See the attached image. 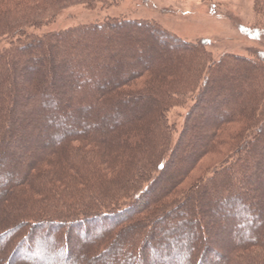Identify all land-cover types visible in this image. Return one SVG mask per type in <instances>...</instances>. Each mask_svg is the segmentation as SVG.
<instances>
[{
    "label": "trees",
    "instance_id": "obj_1",
    "mask_svg": "<svg viewBox=\"0 0 264 264\" xmlns=\"http://www.w3.org/2000/svg\"><path fill=\"white\" fill-rule=\"evenodd\" d=\"M102 1L106 0H0V38H13L16 35L24 37L23 41L18 40L9 48L0 50L1 73H12L21 68L18 74L24 77L30 75L33 84L38 80H43L45 83L44 87L35 90L30 95L31 109L26 112L23 110L24 117L28 118L29 124L41 126L42 123L63 118L64 111L71 110L74 100V104L77 103V105L80 103L87 105L94 101L100 108L99 113H104L106 116L110 115L114 103L117 105L124 101L128 107L123 122L127 123L132 118L136 102L142 100L148 103H144L146 105L144 108H148L153 104V96H156L159 100L154 104L159 105L156 112L160 115L166 111L168 102L164 101L169 96L186 94L191 87L194 88L198 85L197 81L200 80L201 75L207 73L208 76L204 78L201 85L199 84L194 102L185 116V124L170 149L168 140L161 132V129L164 128L163 123H161L162 126H159L160 117L156 124V135H151L152 137H149L148 134L144 137L141 135L140 145L134 140L130 141L133 148L127 149L126 162L123 164H120L119 161L121 158L119 148H116L117 143H121L122 140H110L106 135V130L99 131L87 126L81 129L82 133L72 135L73 131H69L67 134L65 129L58 127L52 131L51 136L47 133L51 140L57 139L58 141L43 155H40L35 162V159H32L33 163L30 161L25 165L26 169L30 166H32V170L35 168L36 173L32 175L24 171L23 175L17 177V179L22 178L20 183L23 184L21 185L24 189L21 191L22 193L26 189L29 191V195H27L31 200V206L36 210L31 214L29 211L27 212L28 216L26 215L29 221L26 223L29 224L28 229L30 228L31 231L28 229L23 231L12 242L10 251L6 252L8 256L3 264H9L20 256H30L34 261L31 264H44L49 258H59L55 255L56 251L59 255L65 256L63 260L66 261L72 251L71 241H68L66 235L68 229L79 223L90 222L98 218L114 220L109 225L106 235L114 231L115 237L110 241L108 248L103 249L99 254L95 253L98 258L110 257L113 259L112 264L118 263L116 261L122 255L124 239L133 233L134 236L139 237V241L137 244L127 246L128 248L124 247L128 251L133 250L134 252L131 258L132 264H216L222 259V256L210 247L212 235L210 238L208 226L205 223L206 218L209 219V216L213 214L221 216L224 220L222 230L233 232L236 236L234 247L229 248L234 252L230 254L224 264H264V255L261 254L263 249L251 248L253 245L261 247L262 244L264 245V241H260L258 236L251 242L237 238L242 233L240 232L242 228L248 229L250 225L253 226L254 220L264 224V214L253 207V198H248V195L255 193L254 188L246 190L244 186L247 174L256 171L264 161V136L261 137L264 133V60L262 59L261 63L259 60L253 61L228 54L217 62L211 61V55L206 51L204 45H191V43L163 30L159 24L147 20L106 19L101 23L81 25L41 36L25 35L23 31L27 27H41L44 22H48L61 10L72 5L82 4L92 7L95 3ZM254 9L257 14L264 15V0H254ZM121 30L124 31L118 34L121 42L125 37H131L129 32L140 37L146 31L151 34L154 40L158 39L164 48L171 46V50L170 52L167 50L165 58L160 51L158 59L149 63L151 67L149 70L142 71L144 67H149L143 65L142 62L136 67L131 64L125 68L123 75L126 77L122 79L121 71L117 66L106 70L101 67L105 60L118 61V58H115L114 49L108 45V41L114 32ZM128 39L132 41L131 38ZM121 42L119 43L120 48L123 46ZM151 48L147 49L151 50ZM129 49L132 50L133 47ZM162 51L165 53L164 50ZM170 53L178 55L179 62H172L168 57ZM165 62L170 65L177 64V67L174 66L176 70L171 73L165 71L167 69L163 65ZM156 68L157 71H155ZM145 72H149L150 75V83L144 86L146 88L129 94L122 92L123 82L132 80L140 73ZM93 77L104 79L109 88L114 89L112 90V92L115 91L114 94L106 96L107 100H98L103 91L94 92L86 88L90 83L92 87L103 88L105 83H101L102 85L94 83L91 81ZM216 77H220V82L216 81ZM211 82L216 84L213 86ZM2 83L0 75V87ZM63 86L69 88L65 98L56 99L55 96L48 95V91L52 93L55 91L61 95L64 91ZM211 86L213 89L223 88L225 97L230 98L231 104L224 106V110L218 116L209 120L210 106L206 105L205 96L209 98L212 95L209 93L208 96ZM81 89L86 91L79 95ZM10 92H13L11 98L0 95V136L2 137L11 136L8 132V125L17 121V112L19 113L15 104L18 100L15 89L11 88ZM109 97L110 100H108ZM7 107H9V112L14 113L12 118L8 117L9 119L4 113ZM43 107L51 109V112H43ZM82 110L83 108L77 107L72 110V113L78 115ZM87 116L90 119L98 118V114L95 112L89 113ZM191 121L194 123L190 124ZM231 124H242L244 127L242 130H237L236 133L229 134L230 140L235 138L239 142L234 148L231 166L216 172L213 178L200 179L194 185L195 187L180 192L179 186L201 158L210 152V149H217L223 144L224 137L228 135L227 127ZM198 126L200 127L198 128ZM257 127L258 129L253 134V129ZM45 132L46 130L39 132L38 137H41ZM201 132H204L205 136L203 145L200 149H195L194 137L200 136ZM252 134L251 140L247 139L241 146L244 138ZM23 135L28 136L30 133L25 131ZM66 135H69L70 138L69 136L64 137ZM74 141L89 142L96 146V152L79 155L80 152L72 147L71 143ZM120 145L124 146L122 143ZM184 145L192 159L188 158L186 161L184 156L180 157L177 161L178 169H175L172 181L168 182L166 187L159 189L164 175L173 166L177 153ZM46 146L51 145L48 143ZM167 148L169 149L168 155L164 156L165 152L162 153V151ZM184 153L187 155L186 152ZM49 160L57 162L53 174L48 172V169H44V166H47L46 163H50ZM116 161L120 163L116 165ZM12 162L17 165L16 167H21V160L13 159ZM58 164L60 165L58 166ZM115 167L118 169L115 170ZM108 170H112L116 176L110 179ZM147 170H150L148 176H146ZM11 173L13 174V172ZM11 173L2 175V179H11L8 187L17 183L16 176L13 177ZM67 173L74 174L78 178L73 177L70 180L71 185L67 186L68 190H65L67 187L60 189L61 186H66L63 185V177ZM149 176L151 179H147ZM217 179L220 181L213 192V194L215 193L212 197L213 202L203 210V203L198 199L197 192L200 190L199 194L205 193L203 192L204 186ZM256 184L260 185L261 182L256 181ZM57 185L60 187L59 190L56 189ZM131 193L133 195L130 204H128L125 195ZM40 198L43 202L47 201V207L45 202L43 206H40L38 200H34ZM56 200L60 202L65 200L66 203L56 202L55 204ZM126 204L129 206L126 207ZM183 210H187L188 214L185 215ZM37 211L42 212L34 213ZM122 215L123 217L120 219H124L122 220L124 225L118 229L117 226L123 223L118 217ZM186 225H194L200 239L197 247L189 251L190 246L188 245L187 253H184V249L178 246L183 244V236L180 232ZM50 226L66 229V232L55 239V243L46 234L36 236L32 231L35 227L43 230ZM256 226L254 225L252 229ZM10 230L11 228H8L2 233L0 232V240L6 237ZM85 233L84 231L83 236L86 237ZM183 235L185 234L183 233ZM101 239H103L101 235L95 236L89 245L97 244ZM29 240H32L31 244ZM176 240L178 241V243L176 242L177 248L171 249L169 245H172ZM248 248L252 249L251 252L248 251ZM2 259L0 257V264H2ZM93 259L86 256L85 264L92 263Z\"/></svg>",
    "mask_w": 264,
    "mask_h": 264
},
{
    "label": "rangeland",
    "instance_id": "obj_2",
    "mask_svg": "<svg viewBox=\"0 0 264 264\" xmlns=\"http://www.w3.org/2000/svg\"><path fill=\"white\" fill-rule=\"evenodd\" d=\"M113 18L147 20L157 23L163 30L174 34L181 40L191 43V45H204L206 51L211 55L210 60L214 62H217L221 57L228 54L244 57L253 61L259 60L261 62L262 59L264 60V15L257 14L255 12L254 0H106L104 2H97L92 5V7H87L82 4H75L61 10L55 17L49 19L48 22H44V25H42L41 27H27L23 31L25 32V35L41 36L47 33L61 32L63 30L75 28L81 25L101 23L106 19ZM120 32L122 33L124 31L121 30L118 32H114V35L108 41V45L114 49L113 52L115 53V58H118L117 60L119 62L116 60H113L112 62L105 60V62L102 63L103 66L101 67L106 70L110 67L115 68L117 66V68H119V70L121 71L122 79L126 77L125 75H123L125 73V68L129 67L131 64H134V66L136 67L139 66L138 64L140 62H142L143 65L149 66L147 68L144 67L142 71L149 70L151 69V62H154L153 60H157V57L160 56V51L162 52V55L164 54L163 58H165L167 56V52H170L171 50V46H165L164 48L160 44L159 40H154L149 32H143L140 37L135 36L133 33L129 32L128 34L131 37H125L122 42L118 37V34H121ZM128 38H131L132 41H130V39ZM23 39L24 37L21 35H16L13 38L2 37L0 38V50L9 48L11 44L15 42L17 43L18 40L23 41ZM120 42L123 45L122 48L119 47ZM130 47H133V49L130 50ZM149 47H152L151 50L147 49ZM162 50H164L165 53H163ZM150 51L153 52L151 53ZM168 57H170V60H172V62H179V60H177L178 55L170 53ZM163 65L167 67L165 71H167L168 73L175 71V67H177V64L172 63L170 65L168 64V62L163 63ZM20 69L21 68H18L17 71H13L14 73H1L0 71L1 80L3 81L2 86L0 87V95L11 98L13 92L11 93L10 90L11 88L15 89V93L18 98L15 104L19 109V113L17 112V121H14V123H10V125H8V132L9 134H11V136H0V232L2 233V231L11 228L6 237L1 238L0 240V257L3 258L2 264L5 262L8 256V253L6 254V252L7 250L10 251L12 242H14L15 239H17L20 234L23 233V231H27L28 229L29 224L27 223L29 221L27 220V212L30 211L31 214L33 211H36L31 206V200L28 196L29 191L27 189L23 191L24 193H22L21 191L24 189V187H22L23 184L20 183L22 178L17 179V177H19V175L21 174L23 175L24 171H27L32 175L36 173V171H34L35 168H33L32 170V166H30L26 169L25 165H27V163L30 161L32 162L34 159L35 162L40 155H43L45 151L54 146V144L58 141L57 139H50L51 133L54 129L58 127L65 129L67 134L69 131H73L74 133H72V135H74L75 133H82L81 129L87 126L99 131L106 130V135L110 140L123 141H121V143L124 145L123 147L120 145V142H118V146H116V148H119L117 149L120 152L121 156V158H119V161L121 163L117 161L115 162L117 165L118 163L123 164L124 162H126V151L127 149L130 150L133 148L131 147L132 143H130V141L134 140L136 141V143H138V145H140L139 139L141 135L142 137L147 134L149 137H152L151 135H156V124L160 117L159 126H162L161 123H163L164 128L161 129V132L168 140V147L170 149L175 144L177 137L185 124V116L188 112V109L194 102L199 84L201 85L204 78L208 76L207 73H204L203 76L201 75L200 80L197 81L198 85H196L194 88L191 87V89L186 94L182 93L178 96H169L168 99L166 98L167 100L164 101L165 103L168 102V104H166V111L160 113V115L156 112V108L159 107V105H155L159 100V98L156 96H153L152 98V103L155 104L148 106V108H144V106H146L145 104L148 103L142 100L136 102V106L134 108L132 107L134 111L132 118L129 119L127 123L123 122V118L126 115L127 111L126 108L128 107L127 103H125L124 101L118 103L117 105H115L114 103L110 115L106 116V114L104 113H99L100 108L94 101L89 102V104L87 105H85L84 103H80L78 104V106L77 103L74 104V100L72 102L73 106H71V110L66 109L64 111L65 115L63 116V118H57L55 121L42 123L41 126H38L29 124L28 118L26 116L24 117L23 112L31 109L30 95H32L35 90H39L44 87L45 83L43 80H38L33 84L31 82L32 78L30 75L24 77L21 76V74H18ZM155 71H157V68L155 69ZM140 75L141 77H139ZM140 75L136 76L135 78L133 77L134 79H130L131 81L129 80L127 82H123L124 85L122 87V92L129 94L134 93V91L141 88H146L144 86H147V84L150 83L149 72H145L143 74L140 73ZM91 81L98 84L105 83L106 85H104L103 88H97L96 86L92 87L91 83L87 86V90L90 89L94 92L103 91L102 96L100 95L99 99L97 98L98 100H107L106 96H112L114 94L115 91L112 92V90L114 89H110L109 85L104 81V79H97L96 77H93ZM216 81L220 82V77H216ZM215 84L216 83H214L213 86ZM213 86L210 87V90L208 92V96L209 93H211L212 95L209 98L205 96V103L206 105L210 106L208 117L210 118L209 120H211L214 116H218V114H220V112H222V110H224L226 106L231 104L230 98L225 97V90L223 88L213 89ZM62 89L64 91L63 93H61V95L56 93L55 91L54 93L48 91V95L55 96L56 99L65 98V96L69 92V88L63 86ZM85 91L86 90L81 89L79 90L78 94L80 95V93L82 94ZM79 95H77V97H79ZM108 100H110V97L108 98ZM77 107L83 108L82 112H80L78 115L72 113V110ZM50 110L46 107L42 108V111L46 113L51 112ZM93 112L98 114V118L90 119V117L87 116L89 113L93 114ZM4 113L7 119H9L8 117L12 118V114H14L11 113V111L9 112V107L4 110ZM193 123L194 121H191L190 124ZM48 124L49 127H47ZM199 127L200 126H198V128ZM227 128L229 129V131L227 129L228 135L224 137L223 144L217 149H210L211 151L207 152V154L203 158H201V160L197 163L191 173L185 178V181L179 186L178 189L180 190V192L187 191L198 181H200V179L209 180L213 178L216 172H219L225 167L231 166L230 163L234 158V148L239 142L235 138L230 140L229 134L236 133L237 130H242L244 127L242 126V124H231ZM257 129L258 127L253 129V134ZM42 130H46L45 134H42L41 137H38L39 132H41ZM25 131H29L30 135L24 136L23 133ZM47 133L50 136L47 135ZM253 134L249 137L244 138L241 146L245 144V141L247 139L251 140ZM68 136L66 135L64 137L67 138ZM263 136L264 133L261 135V137ZM203 137H205L204 132H201L200 136L194 137L195 149H200L202 147L204 142ZM45 143H50L51 146L48 147ZM71 144L77 152H80L79 155H84V153L88 152H96V146L89 142L74 141ZM5 147L7 148L4 150ZM169 149L167 148V150L162 151V153L165 152L164 156L168 153ZM186 149L187 147L184 145L179 150L175 157L173 166L164 175V178L159 184V189L166 187L167 183L172 181V178L175 175V169H178L177 165L179 164H177V161L178 159H180V157L184 156V160L186 161L188 160V158H191V154H189ZM184 152H186L187 155ZM166 158L167 156L165 157V159ZM13 159L21 160V167H16L17 165L12 162ZM46 165L47 166H44V169H48V172H52L53 174L55 172L57 162L50 161V163H46ZM59 165L60 164H58V166ZM115 168V170L118 169V167ZM180 168L182 169V167ZM149 171L147 170L146 176L149 175ZM11 172H13V174ZM108 172V177L110 179L116 176V174L112 173V170H108ZM3 173H11L13 177L16 176L15 179H17V183L12 185L13 187H8V184L11 183V179H2ZM247 175V179L244 180L246 182V184L244 185L245 189L250 190L251 188H254L255 190V193H251L250 195H248V198H253V207L260 210L261 213L264 214V161L262 165L256 169V171H251L250 174ZM66 176L63 177V185L66 186H61L62 188H60L59 185H57L56 189L59 190V188L63 189L67 186H70V180L73 177L76 179L78 178V176H75L74 174L67 173ZM150 177L151 176H149L147 179H149ZM257 178L258 180H256ZM217 180L204 186L203 192L205 193H202L203 195L198 193L200 190H198L197 192L198 199L201 203H203V210L208 208L209 205H211V202H213L212 197L215 195V193L213 194V192L216 190L215 188L218 187V182L220 181V179ZM255 180L260 181L261 184H256ZM68 188L69 187H67L65 190H68ZM128 195H125V199H127L126 201L128 202V204H130V199L133 193ZM34 200H38V204L40 206H43L44 202L45 206H48L47 201L43 202L42 198ZM56 202L59 204L66 203L65 200L61 202L59 200L54 201L55 204ZM128 204H126L125 206H129ZM183 208H185V206H183ZM41 212L42 211H37L34 213ZM183 212L185 215L188 214L187 210H183ZM121 217H123V215L118 217V219H120ZM209 217L210 220L208 218H206V220L204 219L206 226H208V233H210L209 237L211 238L212 235V240L209 244L210 247L218 251L222 256V259H220V261L216 264H224L228 260L230 254L234 252L233 249L230 251L229 248L234 247V238L236 236L233 234V232L229 233L221 229L222 224H224L222 223L224 220L221 216L213 214ZM120 220L122 221L124 219ZM113 221L114 220L111 219L98 218L90 222H83L72 226L70 229H68L66 234L68 237V241H71L70 244L72 246V251L70 252L69 257L66 259V261H64L63 259L65 256L59 255V253L56 251L55 255L57 256V258H59H49L48 261L44 264H85L86 256L88 258H94L93 260H91L92 263L90 264H112L113 262L111 261L113 259H111L110 257L98 258L97 256H95V253L99 254V252H101L103 249L108 248L107 246L110 244V241L113 240V237H115L114 231H112L113 233L106 235L107 229L109 225L113 223ZM257 223V220L253 221V226L257 225L256 227H254V229H252L253 226L251 225L250 227H248V229L242 228L240 231L242 232V235L240 234V236H238L237 238H243L244 240H248L249 242H251V240H254V238H257L258 236L260 241H264V224L262 225V223ZM116 224H118V222H116ZM122 225H124V222L119 224L117 228L119 229L120 227H122ZM195 229L196 228L194 225H186V227L184 228L185 231L181 230L180 232V234H182L183 236V240L181 239L183 244H180V246L178 247L184 249V253H187L188 245L190 246L188 249L189 251L193 250L194 247H197L196 245L198 244L200 238L198 237ZM28 231H31V229L29 228ZM32 231L36 236L43 233L46 234V236H49L55 243V239L62 235L63 232H66V229L50 226L48 228L46 227V229L43 228V230L42 228L37 229V227H35ZM84 231L86 232V237L83 236ZM183 233L185 235H183ZM100 235L103 237V239L99 240L97 244H93L90 246L89 244L92 243L91 241L95 238V236ZM125 239L122 245L123 252H121L122 255L119 257V259L117 258V264H132L131 258L134 255V252L133 250L128 251L124 249V247L128 248L127 246L131 244H137V242L139 241V237L137 238L133 233L129 234ZM31 241L29 240L30 244L32 243ZM176 242L178 243L177 240L174 243L172 242L174 245H169V247L171 249L177 248ZM62 245H64V243H62ZM251 248L263 249L261 254L264 255L263 244L261 247L253 245ZM251 248H248V251L252 250ZM244 252H246V250H244ZM18 263L31 264L34 263V261L30 256H20L17 257L15 261H12L9 264Z\"/></svg>",
    "mask_w": 264,
    "mask_h": 264
}]
</instances>
